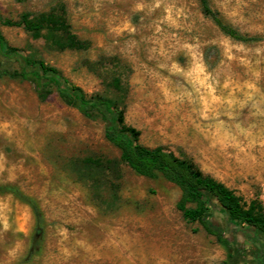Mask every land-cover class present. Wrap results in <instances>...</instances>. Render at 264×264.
<instances>
[{
	"label": "rangeland",
	"instance_id": "rangeland-1",
	"mask_svg": "<svg viewBox=\"0 0 264 264\" xmlns=\"http://www.w3.org/2000/svg\"><path fill=\"white\" fill-rule=\"evenodd\" d=\"M210 2L259 40L225 36L198 0H0V16L15 21L63 6L88 46L80 51L57 50L23 27L1 31L88 95L119 100L144 145L193 159L264 207V0ZM104 131L56 93L42 102L29 82L0 78V187L8 188L0 190V264H221L226 249L177 209L180 188L137 174ZM21 194L46 222L31 259L36 217ZM206 219L227 229L221 211ZM226 235L242 246L241 264H264V242Z\"/></svg>",
	"mask_w": 264,
	"mask_h": 264
},
{
	"label": "trees",
	"instance_id": "trees-1",
	"mask_svg": "<svg viewBox=\"0 0 264 264\" xmlns=\"http://www.w3.org/2000/svg\"><path fill=\"white\" fill-rule=\"evenodd\" d=\"M198 1L203 14L212 19L225 36L242 44L259 40L258 37L241 33L227 23L221 13L213 9L210 0ZM1 26L23 27L34 39L45 38L60 51L86 50V42L73 31L63 6L41 13H25L16 21L0 16V56L6 62L18 65L14 69L0 63V78L29 82L42 102L56 93L65 105L76 109L85 118L101 120L105 124V138L120 150L122 161L126 165L140 176L149 179L163 177L180 188L181 198L177 209L188 223H200L226 249L227 255L221 264H241L242 246L227 236V231L263 245L264 207L261 202L254 200L249 204L245 203L225 183L205 174L193 159L180 157L162 146L144 145L141 131L127 123L125 107L119 100L98 94L88 95L82 87L72 84L58 68L43 60L34 59L22 49L10 45L1 31ZM112 87L117 92H125L119 78L114 79ZM88 162L98 164L94 159H88ZM7 189L0 187V190ZM20 197L29 201L36 217V233L28 255L31 259L40 252L46 222L34 200L27 199L22 194ZM211 210L225 214L226 230L206 219ZM235 228L238 232H235Z\"/></svg>",
	"mask_w": 264,
	"mask_h": 264
},
{
	"label": "water",
	"instance_id": "water-1",
	"mask_svg": "<svg viewBox=\"0 0 264 264\" xmlns=\"http://www.w3.org/2000/svg\"><path fill=\"white\" fill-rule=\"evenodd\" d=\"M234 230H235V232H238V229L235 228Z\"/></svg>",
	"mask_w": 264,
	"mask_h": 264
}]
</instances>
